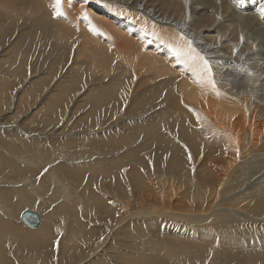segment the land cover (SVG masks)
Wrapping results in <instances>:
<instances>
[{
	"label": "rangeland",
	"instance_id": "1",
	"mask_svg": "<svg viewBox=\"0 0 264 264\" xmlns=\"http://www.w3.org/2000/svg\"><path fill=\"white\" fill-rule=\"evenodd\" d=\"M146 1L157 4L164 11L157 8L163 16L174 14L176 18L189 19L186 23L196 28L195 40H204L203 46H208L210 40L216 41L217 45H226V49L233 41L237 46L241 36L247 35L241 17L232 13L235 10L225 0H211L209 4L207 0ZM242 1L236 0L233 7ZM131 2L136 6L131 4L127 9L123 3L117 2L113 6L108 0H60L59 3L57 0H0V190L9 194L0 198V264H107L105 257L101 256L100 249L103 248L110 250L105 251L110 256L108 264H264V183L256 184L248 193L247 184L254 181L258 173H252L250 178L246 172L240 173L243 165L238 164H243L242 161L236 164V176L232 175L235 164L231 167L233 150L229 139L217 137L207 129L206 122L192 123L182 118L185 112H199L200 104L204 105L202 102L207 96L206 102L212 97L207 94L209 83L204 78V85L197 83L202 88L191 82L190 92H179L185 84V76L194 81L196 78L191 76L197 72V69L190 68V61V65L185 62L187 56L178 58L173 51L174 47L183 49L175 41H182V36L173 34L178 38L171 39L172 30L164 32V28L161 29L165 24L133 14L132 11L137 13L142 4L140 0ZM96 3L100 10H91L92 4ZM115 8L121 11V16ZM143 8L148 11L150 5L145 3ZM192 8L198 10V14L206 12L211 18L216 17L213 18L216 21L211 19L207 24V20H201L200 25L196 24V18L200 16L197 13L192 15ZM239 9L244 10L243 7ZM128 11L131 13L127 16ZM262 14L260 23L264 28V12ZM212 23L217 32H207ZM227 30L233 39L230 44H226ZM134 32H137L136 36ZM208 35L216 38H205ZM137 36L139 42L134 40ZM249 38L247 43L238 45L235 54L243 46L242 54L255 53V49L262 56L264 48L258 44L256 32ZM186 40L182 42L186 44ZM197 45H192L197 53L208 55ZM236 46L223 51L230 54ZM124 47L127 51L123 53ZM119 50L121 53H115ZM131 50H135L134 56ZM219 53L218 56L222 51ZM137 55L139 60L143 56V63L146 60V72L144 68L147 66L140 64ZM170 55L172 65L168 63ZM129 57H132L131 62L126 61ZM251 61L254 60H248V64ZM174 63L181 64L179 69ZM158 65L164 68L163 71L156 67ZM247 68L250 73L259 75V72ZM235 73L240 71L236 69ZM154 74L158 76L156 79ZM239 75L241 78L247 76ZM161 77L163 80H158ZM174 78L177 86L171 80ZM189 83L187 81L186 87ZM192 91L195 96H200L196 98ZM216 95L221 93L216 91ZM178 97L182 98L181 101ZM192 98L194 102L190 100ZM178 101L180 105H177ZM183 101L185 108L181 106ZM181 107L184 114L177 111ZM90 140H94L93 143ZM94 143L95 146H90ZM254 150L244 160H258L264 156L262 153L253 155ZM215 158L223 161L222 167L215 164ZM201 163L209 169L218 168L222 173L230 169L231 176L228 174L221 183L201 181L198 177L202 175L198 170ZM241 191L246 192L242 203L233 201L236 202L234 206L222 205L230 198L238 199ZM151 192L157 193L158 198L163 195L165 200L174 195L171 208L162 209L153 200ZM214 200L219 205L213 210L206 209ZM148 208L152 210V217L145 219L146 216L138 214ZM24 210L40 215L43 222L38 228L30 229L20 222ZM133 216L135 219H131ZM134 221L140 223L138 228L131 224ZM13 229L27 237L12 232Z\"/></svg>",
	"mask_w": 264,
	"mask_h": 264
},
{
	"label": "bare ground",
	"instance_id": "2",
	"mask_svg": "<svg viewBox=\"0 0 264 264\" xmlns=\"http://www.w3.org/2000/svg\"><path fill=\"white\" fill-rule=\"evenodd\" d=\"M21 1V0H20ZM55 1V0H54ZM60 1V0H59ZM62 1V0H61ZM109 2H110V4H113V6H114V4L115 3H117L118 2V4H120V3H123V5H125V7L127 8V9H130V5L132 4V5H134L133 4V2H131V0H108ZM133 1H135V0H133ZM155 1V0H154ZM166 1V0H165ZM169 1V0H168ZM172 1V0H171ZM170 1V2H171ZM192 1V0H191ZM202 1V0H201ZM205 1V0H204ZM204 1H203V3H204ZM208 2V4H209V1L211 2V0H207ZM214 1V0H213ZM223 1V0H222ZM226 2L225 3H227L228 5H230L231 6V9H233V10H235V12H232L233 14H235V16L236 17H241V20L243 21V23H244V29L246 30V31H244V33L245 32H247V35L245 36H241V38L238 40L239 41V43H238V45H240L242 42L243 43H247L248 41H249V37L251 36V34H253V35H255V32H256V36H257V40H259V42H258V44H260V46L262 47V48H264V28H262V25H261V23L260 22H262L261 21V17H262V13L264 12V3L261 1V0H249V2H247V1H242V3L241 4H239V5H237L236 7H233V5H232V3L233 2H235L236 0H225ZM264 1V0H263ZM15 2V1H14ZM50 2V1H49ZM138 2V1H137ZM140 2H141V6H142V8L141 9H137V13H134L133 11H132V13L133 14H136L137 16H138V14H139V16H143V17H145L146 19H152L153 21H155V22H157V23H160V24H165V25H163V26H161V29L162 28H164V32H168L169 31V29L170 30H172L171 31V33H167V34H171L170 36H171V39H177L178 37V35L177 34H180L182 37L183 36H185L186 38H188V39H190L191 40V42H192V45L194 44H198L197 46L199 47V49H201V50H203V53H206V54H208V55H212V56H208V55H204L203 57H205L208 61H209V63H210V66H211V68H212V72H213V79L215 80V84H216V86H215V88H213L210 84L207 86L208 87V90H209V93H207V94H210V99L206 102V100H207V98H208V96H207V98L205 99V102H202L204 105H201L200 104V107H198V109L200 108V111L198 112L197 110V113L196 112H194L193 114H188V113H186L185 111H184V109L181 107V108H177L178 110V112L180 113V114H184V112H185V114H184V117H182L183 119H189L190 120V122H192V123H194V122H196V121H203V122H206V123H204L205 124V126H207V129L208 130H210L211 132H213L214 134H216V136L217 137H219V138H223V137H227V139H229V145H230V148L233 150V159L231 160V167L232 166H234V164H235V167L232 169V171H234L233 172V174L232 175H234V176H236V172H237V169L235 170V168H236V164L238 163V162H244L243 164H238V166H242L243 165V170H241L240 171V173L241 172H246L248 175H249V178L252 176V173H258V176H256V178H255V180L254 181H252V182H250V183H248L247 184V188H246V190L248 191V193H251L253 190H254V186L256 185V184H259V183H264V156L261 158V159H258V160H251V158L250 159H248L247 161L246 160H244V159H247L248 157H250V156H248V154L250 153V151L252 150V149H254L255 148V150H254V153H253V155H258V154H263L264 155V54L262 55V56H259L257 53H256V51H255V49H253L254 50V52L255 53H247L246 55H244V53L242 54L241 52H240V50H242V47L243 46H240V49L238 50L239 52L237 53V54H235V52L237 51V48H238V45L236 46V44L235 43H233L234 41H233V39H232V36H231V33H230V31L229 30H227V31H229V34L227 35V37H226V44H230V42H232V44H230V45H228L227 46V48L225 49V47H226V45H223V44H218L217 45V43H215L216 41H210V40H208V46H203V42H205L204 40H202V41H200V42H198V41H196L195 40V38L197 37V35H196V33H195V30H196V28L194 27V29H193V27L191 28L189 25L190 24H187L186 23V19L187 18H185V17H183V18H176L175 16H174V14H173V16H171V14H170V16H163V14L160 12V7H158V5L157 4H152L151 3V1H149V2H147L146 0H140ZM167 2V1H166ZM175 2V1H174ZM195 2V1H194ZM198 2V1H197ZM34 3V2H33ZM69 3V2H68ZM145 3H147V5L149 6L150 5V10H148V11H146V10H144V8H143V6H144V4ZM150 3V4H149ZM154 3V2H153ZM160 3H162V2H160ZM165 2H163V4H164ZM172 3V2H171ZM202 3V4H203ZM2 4V3H1ZM137 4V3H136ZM162 4V5H163ZM178 4V3H177ZM201 4V3H200ZM214 4V3H213ZM215 4H216V2H215ZM106 5H108L109 6V4H106ZM140 5V4H139ZM165 5V4H164ZM207 5V4H206ZM205 5V6H206ZM211 5V4H210ZM209 5V6H210ZM10 6V5H9ZM116 6V5H115ZM134 6H136V5H134ZM146 6V5H145ZM167 6V5H166ZM173 6V5H172ZM175 7H176V4L174 5ZM189 6V5H188ZM195 7H196V5H194ZM200 7H201V5H199ZM203 6V5H202ZM212 6V5H211ZM225 6V5H224ZM118 7V6H117ZM123 7V6H122ZM190 7V6H189ZM213 7V6H212ZM240 7H243L244 8V10H240L239 8ZM70 8V7H69ZM100 8L101 7H98V3H96V4H92V6H91V10L93 9V11H99L100 10ZM113 8V7H112ZM111 8V11H113L114 10V8L112 9ZM119 8V7H118ZM118 8L116 9L115 8V10H117V11H119L118 10ZM157 8H160V9H157ZM187 7H185V9H186ZM191 8V7H190ZM198 8V7H197ZM201 8H203V7H201ZM230 8V7H229ZM7 9H9V8H7ZM84 9V8H83ZM82 9V10H83ZM109 9V8H108ZM188 9V8H187ZM195 8H192V15L194 14V13H197L198 12V10H194ZM86 10V9H85ZM165 10V9H164ZM168 10V9H167ZM174 10V9H173ZM213 10V9H212ZM109 11V10H108ZM161 11L162 12H164L162 9H161ZM176 11V10H175ZM184 11V10H183ZM188 11H190V10H188ZM205 11H207V10H205ZM230 11V10H229ZM232 11V10H231ZM244 11L245 12H247V13H244ZM89 12V11H88ZM174 12V11H173ZM172 12V13H173ZM187 12V11H186ZM185 12V13H186ZM190 12V13H191ZM200 12V11H199ZM226 12H228V11H226ZM93 13V12H92ZM104 13V12H103ZM112 13V12H111ZM120 13H121V11H119V15H120ZM123 14L125 13V12H122ZM127 13H129V11L128 12H126V14ZM131 13V12H130ZM130 13L129 14H127V16L128 15H130ZM169 13H171V10H170V12ZM113 14H115L116 15V13H112V15ZM141 14V15H140ZM177 14V13H176ZM198 14V13H197ZM225 14V13H224ZM226 14H228V13H226ZM229 14H231V12L229 13ZM246 14V15H245ZM92 15V14H91ZM112 15H110V16H112ZM169 15V14H168ZM200 17L198 18L197 16V20H196V24H198L199 23V25L201 24V20H204L205 22H206V20H207V24L210 22V20L212 19L213 20V18H216V17H213V18H211L210 17V15H208V14H206V12H202L201 14L199 13L198 14ZM232 15V14H231ZM114 16V15H113ZM121 16V15H120ZM194 16H195V14H194ZM214 16H215V14H214ZM224 16V15H223ZM192 17V16H191ZM137 18V17H136ZM144 18V19H145ZM102 19V18H101ZM138 20H139V18H137ZM187 20H189V19H187ZM228 20H229V16H228ZM231 20H233V19H231ZM75 21V20H74ZM93 21V20H92ZM95 21V20H94ZM141 21V20H140ZM142 21H144V20H142ZM146 21V20H145ZM150 21V20H149ZM213 21H216V20H213ZM241 21V22H242ZM264 21V20H263ZM151 22V21H150ZM204 22V23H205ZM212 22V21H211ZM147 23H149V22H147ZM147 23H145V24H147ZM215 23V22H214ZM233 23V22H232ZM79 24V23H78ZM144 24V23H143ZM203 24V23H202ZM210 24V23H209ZM238 24H240V23H238ZM242 24V23H241ZM82 25V24H81ZM148 25V27H149V24H147ZM191 25H192V23H191ZM203 25H205V24H203ZM78 26V25H77ZM84 26V25H83ZM157 26V25H156ZM215 25L212 23V25L210 26V27H208V31L207 32H210V31H214V32H217L218 30L216 29V26L214 27ZM230 26V25H229ZM80 27V26H79ZM146 27V26H145ZM224 27V26H223ZM81 28V27H80ZM97 28V27H96ZM147 28V27H146ZM155 28H157V27H155ZM232 28V27H231ZM77 29H78V27H77ZM102 29V28H101ZM161 29H159V36H160V32H161ZM198 29H201V28H198ZM220 29V28H219ZM135 30V29H134ZM166 30V31H165ZM174 30V31H173ZM233 30V29H232ZM236 30H238V29H236ZM241 30H242V28H241ZM114 32H115V29L113 30ZM145 31V30H144ZM149 31H150V29H149ZM235 31V30H234ZM96 32V31H95ZM103 32V31H102ZM133 32V31H132ZM170 32V31H169ZM257 32L258 33H261L260 35H258L257 34ZM90 33V32H89ZM98 33V32H97ZM107 33V32H106ZM135 33H137V32H134V34ZM235 33V32H234ZM109 34V33H108ZM118 34H119V31H118ZM122 34V33H121ZM128 34V33H127ZM134 34H133V36H134ZM140 34V33H139ZM147 34V33H146ZM152 34V33H151ZM151 34H150V36H151ZM162 34V33H161ZM163 34H165V33H163ZM173 34H175V35H177V36H175V35H173ZM198 34V33H197ZM207 34V33H206ZM238 34H240V33H238ZM96 35V34H95ZM120 35V34H119ZM138 35V34H137ZM142 35V34H141ZM155 35V34H154ZM204 35V34H203ZM220 35V34H219ZM235 35V34H234ZM233 35V36H234ZM114 36H116V34L114 35ZM122 37L124 36V34H122L121 35ZM135 36H136V34H135ZM134 36V37H135ZM138 36H140V35H138ZM138 36L136 37V39H134V40H137V39H140V38H138ZM200 36V35H199ZM221 36V35H220ZM111 36H109V38H110ZM133 37V38H134ZM142 37V36H141ZM168 37V36H167ZM237 37H239V36H237ZM96 38V37H95ZM112 38V37H111ZM127 38V37H126ZM126 38H125V42H127V40H126ZM153 38V37H152ZM156 38V37H155ZM159 38V37H158ZM161 38H163L164 39V37H161ZM160 38V39H161ZM205 38H208V39H211V38H213L212 40H214L215 38H216V36H210V35H208L207 37H205ZM252 38V37H251ZM99 39H101L100 38V36H99ZM98 39V40H99ZM142 39H144L143 37H142ZM146 39V38H145ZM154 39V38H153ZM197 39V38H196ZM218 39V38H217ZM96 40V39H95ZM220 40V39H219ZM236 40V39H235ZM256 40V41H257ZM138 42H139V40H137ZM137 41H135V42H137ZM142 40H140V43H142L141 42ZM154 41V40H153ZM161 41H162V39H161ZM172 41H174V40H172ZM175 41H178V43H180L181 45H182V47H183V49H186L187 50V48H185L184 46H186L187 44H185L184 42H182L181 40H179V39H177V40H175ZM196 43H195V42ZM237 41V42H238ZM101 42H102V40H101ZM156 42V41H155ZM155 42H154V44H155ZM158 42V41H157ZM163 42V41H162ZM169 42H171V40L169 41ZM225 42V41H224ZM105 43H107V42H105ZM206 43V42H205ZM221 43H223V42H221ZM104 44V43H103ZM108 44V43H107ZM113 44V43H112ZM118 44V43H117ZM139 44V43H138ZM146 44V43H145ZM157 44V43H156ZM106 45V44H105ZM114 45H115V43H114ZM126 45V43L124 44V46ZM135 45V44H134ZM137 45V44H136ZM136 45H135V47H136ZM161 45V44H160ZM111 46V45H110ZM128 46L130 47L131 46V44L129 45V43H128ZM144 45L142 44V47H143ZM145 46H149V44L148 45H145ZM229 46H231V47H234V46H236L235 47V49L234 50H232V52L230 53V54H227L225 51H223L224 49L226 50V51H228L230 48H229ZM252 46H255V45H253L252 44ZM259 46V47H260ZM120 47V46H119ZM127 47V46H126ZM128 47V48H129ZM141 46L139 45V48H140ZM154 47H155V45H154ZM158 47H159V44H158ZM173 47V46H172ZM251 47V46H250ZM260 47V48H261ZM106 48V47H105ZM118 48V47H117ZM125 48V47H124ZM144 48V47H143ZM175 48V47H174ZM253 48H255V47H253ZM108 49V48H107ZM120 49V48H119ZM130 49V48H129ZM131 49H132V46H131ZM141 49V48H140ZM145 49L146 48H144V51H145ZM164 49H166V48H163V51L165 52L166 50H164ZM248 49V48H247ZM110 50V49H109ZM113 50V49H112ZM111 50V51H112ZM116 50V49H115ZM121 50V49H120ZM119 50V51H120ZM123 50V49H122ZM121 50V51H122ZM137 50H139L138 48H137ZM136 50V51H137ZM142 50V49H141ZM140 50V51H141ZM156 50H158V49H156ZM236 50V51H235ZM252 50V49H251ZM256 50H258L257 49V47H256ZM106 51V50H105ZM108 51V50H107ZM110 51V52H111ZM121 51L120 52H116L115 51V53H121ZM124 51H127V49L125 48V50H123V53H124ZM129 51V50H128ZM132 51V50H131ZM130 51V52H131ZM220 51H222V54L220 55V56H218L217 54H220L219 52ZM246 51V50H245ZM250 51V50H249ZM248 50L246 51V52H249ZM263 51V50H262ZM109 52V51H108ZM129 52V56H130V54L133 52V56H134V52H135V50L134 51H132L131 53ZM155 52V51H154ZM154 52H152V53H154ZM157 52H159V51H157ZM156 52V54H158ZM164 52H161V53H164ZM167 53H168V51H166ZM170 52V51H169ZM122 53V54H123ZM128 53V52H127ZM141 53H144V52H141ZM147 53V52H146ZM152 53H150V54H152ZM166 53V54H167ZM104 54V53H103ZM118 54H117V56H118ZM121 54V55H122ZM136 54H138L137 52H136ZM147 54H149V52L147 53ZM156 54H154V56H156ZM200 54V53H199ZM231 54H234V55H231ZM121 55H119L120 57H121ZM128 55V54H127ZM126 55V56H127ZM144 56H146V54H143ZM168 55V54H167ZM243 55V56H242ZM125 56V54L122 56V57H124ZM138 56L139 55H137V58H138ZM152 56V55H151ZM166 56V55H165ZM102 57V56H101ZM100 57V58H101ZM103 57H104V55H103ZM111 57V56H110ZM149 57H150V55H149ZM149 57H148V59H149ZM153 57V56H152ZM161 57V60L163 59L162 58V56H160ZM160 57H159V60H160ZM164 57V56H163ZM168 57H170L169 59H170V61H168V63L170 64L171 63V55L170 56H168ZM105 58V57H104ZM126 58H128V57H126ZM135 58V57H134ZM143 58V56L141 57V59ZM146 59H147V57H145ZM166 57H164V59H165ZM125 59V58H124ZM123 58H122V60H124ZM132 60V57H129V59H127L126 61L127 62H131V60ZM139 60V58H138V61H143V60ZM154 59V58H153ZM156 59H158V57L156 58ZM250 59H253L254 61L251 63V64H248V60L250 61ZM112 60V59H111ZM129 60V61H128ZM137 59H135V61H136ZM168 60V59H167ZM173 61H172V63L174 62V57H173V59H172ZM177 60V59H176ZM176 60H175V62H176ZM221 60V61H220ZM110 61V60H109ZM125 61V60H124ZM155 61V60H154ZM153 61V62H154ZM156 61H158V60H156ZM155 61V62H156ZM163 61V60H162ZM161 61V62H162ZM165 62H166V60H164ZM107 62H108V60H107ZM112 62V61H111ZM111 62H108V63H111ZM137 62V61H136ZM135 62V63H136ZM144 62V61H143ZM140 63L143 67H144V64L146 65V60H145V63ZM148 62V61H147ZM152 62V61H151ZM181 62H183V61H181ZM138 63V62H137ZM158 63V62H157ZM157 63H155V64H157ZM131 64V63H130ZM132 64H134V62H132ZM140 64H139V66H140ZM151 64H153V63H151ZM150 63H149V65H151ZM165 64V63H164ZM175 64V63H174ZM190 64V63H189ZM120 65V64H119ZM148 65V64H147ZM146 65V66H147ZM161 65H163L162 63H161ZM161 65H158V66H156V67H158V68H160V66ZM168 65V64H167ZM170 65H172V64H170ZM176 65V64H175ZM108 66H109V64H108ZM134 66V65H133ZM141 66V68H143ZM177 66V65H176ZM176 66H175V68H176ZM179 66H181V64L179 63L178 64V66H177V69H179L178 67ZM247 66L251 69V71H257V72H259V73H257V74H259V75H254L255 73H250L249 72V69L247 68ZM113 67V66H112ZM137 67V66H136ZM164 67H166V65L164 66ZM170 67V66H169ZM131 68V67H130ZM155 68V67H154ZM175 68H173L172 70H174L175 71ZM190 68H193V70L194 69H197V72L195 71L193 74H192V79L193 78H196L194 81L193 80H191L189 77L187 78L186 76H185V78H184V82L183 83H187V81L188 82H190L189 84H187V86L188 87H186V85L185 84H183V83H181L180 81V83H181V85L183 84V86H181L182 87V90H181V88H180V86H178L179 88H180V91H179V89L177 90V92L179 91V92H183V93H187V91H189V86H192V85H190V84H192L191 82H194V84L196 85V86H200L201 87V83L204 81V77H202L201 75H200V77L201 78H199V69L197 68V65L196 64H193L192 62H191V66H190ZM136 69V68H135ZM140 69V68H139ZM146 69H148V66H147V68L145 67L144 68V72H146L147 70ZM161 69V68H160ZM163 69L164 68H162L161 69V71H163ZM182 67H181V73H183L182 72ZM236 69H238V71H240V73H235L236 72ZM146 70V71H145ZM171 70V69H170ZM192 70V71H193ZM160 71V70H159ZM161 71H160V74H163V73H161ZM166 71H168V69L166 70ZM244 71H246V72H244ZM172 72V71H171ZM177 72H178V70H177ZM177 72L175 73V75L177 74ZM190 75H191V69H190ZM148 73V72H147ZM187 73V72H186ZM164 74H165V72H164ZM170 75L172 74V73H169ZM189 74V73H188ZM239 74H245V75H247L246 77H239L240 75ZM158 76H160L159 75V72H158V74H157ZM167 75V74H166ZM183 75V74H182ZM182 75H181V77H182ZM198 75V76H197ZM154 76H155V74H154ZM158 76H155V79H156V77H158ZM162 76V75H161ZM242 76V75H241ZM163 77H165V76H163ZM163 77H161V78H158V80H160V79H162L163 80ZM168 77V76H167ZM166 77V78H167ZM169 77H171V76H169ZM198 77V78H197ZM171 78H173V77H171ZM173 82H174V84H176L175 86H177V79L176 78H174V79H171ZM161 81V80H160ZM183 81V80H182ZM206 81V80H205ZM169 82H170V80H169ZM163 83V82H162ZM179 83V84H180ZM197 83H200V84H197ZM178 84V85H179ZM193 84V85H194ZM203 84V83H202ZM205 84V83H204ZM203 84V85H204ZM2 85H4V84H2ZM194 85V86H195ZM162 86V85H161ZM174 86V85H173ZM172 86V87H173ZM185 86V87H184ZM195 86V87H196ZM261 86V88H259ZM2 87V86H1ZM195 87H193V90L195 91ZM199 87V88H200ZM204 87H206V86H203V88ZM168 88V87H167ZM174 88V87H173ZM177 88V87H176ZM202 88V87H201ZM165 89V88H164ZM172 89V88H171ZM175 89V88H174ZM192 90V89H191ZM196 90H197V88H196ZM204 90H206L205 88H204ZM216 91L217 92H220L221 93V95H219V96H217L216 95ZM175 91H173V93H174ZM181 92V93H182ZM190 92V91H189ZM188 92V93H189ZM193 92V91H192ZM176 93V92H175ZM194 93V92H193ZM195 93H196V91H195ZM195 93H194V96H195ZM201 94V90L199 91L198 90V94ZM164 94V93H163ZM177 95H179L178 93H176ZM196 95V96H200V95ZM204 94V93H203ZM177 95H176V97H177ZM181 95H183V94H181ZM188 95V97L189 96H192V95H189V94H187ZM193 96V97H194ZM195 96V97H196ZM216 96V97H215ZM181 97V96H180ZM180 97H178V100H180L181 101V99H179ZM202 97V96H201ZM204 97H205V95H204ZM166 98V97H165ZM197 98V97H196ZM172 99V98H171ZM167 100H169V98L167 99ZM188 100H189V98H188ZM192 102H194V98H192V99H190ZM203 100V99H202ZM143 101H145L146 102V100H143ZM143 101L141 102V103H143ZM166 101V100H165ZM175 101V100H174ZM197 101V100H196ZM200 101H201V98H200ZM144 102V103H145ZM161 102H164L163 100L161 101ZM209 102V103H208ZM166 103H167V101H166ZM165 103V104H166ZM171 103V102H170ZM196 103V102H195ZM165 104H163V105H165ZM182 104V103H181ZM193 104V103H192ZM191 103H190V105H192ZM233 104V105H232ZM177 105H180L179 104V101H178V104ZM183 105H186L185 104V102L183 101V104L181 105V106H183ZM195 105V104H194ZM197 105V104H196ZM166 107H167V105H165ZM173 106L175 107V105L173 104ZM173 106H171V107H173ZM169 107H170V105H169ZM178 107V106H177ZM184 107V106H183ZM192 107V106H191ZM190 107V108H191ZM185 108V107H184ZM194 108V107H193ZM173 109V108H172ZM173 110H175V109H173ZM166 111V110H165ZM165 111H163V112H165ZM190 111V110H189ZM175 113V112H174ZM192 113V112H191ZM177 116V115H176ZM178 117V116H177ZM180 118V117H179ZM169 120V119H168ZM177 123V122H176ZM163 124V123H162ZM189 124V123H188ZM167 125V124H166ZM10 126V125H9ZM186 127H187V125H186ZM160 128V127H159ZM149 130H150V128H149ZM11 131V130H10ZM38 131V130H37ZM185 131V130H184ZM1 132V131H0ZM32 132V131H31ZM40 132V131H39ZM151 132H152V130H151ZM157 133H158V131H156ZM188 132V131H187ZM4 133V132H3ZM8 133V132H7ZM35 133H37V132H35ZM244 133L245 134H247V137L244 135ZM33 134V133H32ZM160 134V133H159ZM183 134V133H182ZM187 134V133H186ZM98 138V137H97ZM161 138V137H160ZM165 138V137H164ZM184 138H185V135H184ZM37 139V138H36ZM35 139V140H36ZM99 139V138H98ZM157 139H159V138H157ZM166 139V138H165ZM182 139H183V137H182ZM226 139V140H227ZM34 140V139H33ZM32 140V141H33ZM70 140V139H69ZM160 140V139H159ZM167 140V139H166ZM176 140V139H175ZM26 141V140H25ZM92 141H94V140H90V142H92ZM96 142V141H95ZM98 142V141H97ZM163 142H165V141H163ZM162 142V143H163ZM167 142V141H166ZM186 142V141H185ZM93 143V142H92ZM103 143V142H102ZM106 143V142H105ZM161 143V142H160ZM169 143V142H168ZM182 143V142H181ZM99 144V143H98ZM167 144V143H166ZM175 144V143H174ZM185 144V143H184ZM176 145V144H175ZM214 145V144H213ZM216 145V144H215ZM90 146H95V143L94 144H90ZM96 146H99V145H97L96 144ZM100 146H101V143H100ZM174 146V145H173ZM172 146V147H173ZM103 147H104V144H103ZM163 147V146H162ZM161 147V148H162ZM166 148V147H165ZM174 148H175V146H174ZM176 148H178L177 146H176ZM214 148V147H213ZM212 148V149H213ZM142 149V148H141ZM106 150V149H105ZM167 150V149H166ZM174 151H175V149H173ZM136 151V150H135ZM164 151V150H163ZM178 151H179V148H178ZM176 152V151H175ZM174 152V158H175V155H176V153ZM216 152H217V150H216ZM252 152V151H251ZM132 154H133V152H132ZM135 154V153H134ZM209 155H210V153H209ZM215 155V154H214ZM217 155V154H216ZM136 156V155H135ZM222 156V155H221ZM231 156V155H230ZM235 156V157H234ZM218 157H220V156H218ZM217 157V158H218ZM223 157V156H222ZM254 157V156H253ZM208 158V157H207ZM217 158H215V160H216V162H215V164L218 166V167H222V162L223 161H221L220 159H217ZM221 158V157H220ZM196 159V158H195ZM257 159V158H256ZM223 160V159H222ZM246 161V162H245ZM114 162V161H113ZM197 162H198V160H197ZM197 162L195 163V164H197ZM206 162V161H205ZM209 163V162H208ZM111 164V163H110ZM210 164H212V163H210ZM199 165V164H198ZM212 165H214V164H212ZM107 166L109 167V161H107ZM208 166H206V164H204V163H201V165H200V168H198V170L200 169V173L202 174L201 176H200V174L198 175V177L201 179V181L203 180V179H205V180H207V182L208 181H212V183H214L215 181H216V183L218 182V183H221V182H223L224 181V179L227 177V175L229 174V176H231L230 174H231V170L230 169H227V170H225L223 173L220 171V169L218 170V168L217 169H209V168H207ZM230 167V168H231ZM240 170V169H239ZM238 170V171H239ZM197 171V170H196ZM207 172L206 173V175L204 174V172ZM14 173V172H13ZM204 174V175H203ZM208 175V176H207ZM2 178H3V176H2ZM197 178V177H196ZM198 178V179H199ZM145 181V180H144ZM142 183H144L143 181H141ZM140 182V184H142ZM146 184H147V181L145 182ZM153 183V182H152ZM159 182H157V187H158V184ZM199 183L201 184L202 182H200L199 181ZM205 183V182H204ZM41 184V183H40ZM153 186H155V184L153 183L152 184ZM213 185V184H212ZM143 186V185H142ZM146 188L148 187L149 188V186H146V185H144ZM170 186H172V185H170ZM156 187V186H155ZM169 187V186H168ZM175 187V186H174ZM212 187V186H211ZM240 187V186H239ZM256 187V186H255ZM145 188V189H146ZM263 188V187H262ZM154 189V188H153ZM158 189V188H157ZM207 189V188H206ZM152 190V189H151ZM208 190V189H207ZM257 190V189H256ZM174 191V190H173ZM177 191V190H176ZM157 192V191H156ZM159 192V191H158ZM165 192H167V191H165ZM168 192H169V190H168ZM189 192V191H188ZM208 192V191H207ZM153 195H154V199H153V197H152V199L153 200H156L157 202H158V205H160L161 207H162V209H170L171 208V200H172V198L174 197V195H172L171 193H172V191H171V195H170V197L171 198H167V200H165V198H164V196L162 195V197L161 198H158V195H157V193H155V192H151ZM193 193V192H192ZM254 193V192H253ZM259 193V192H258ZM147 194H148V191H147ZM150 194V193H149ZM246 192L244 193V192H238V199H236V200H234L233 198H230L229 199V201L227 202V203H223L222 205H232V206H234L235 205V203L233 202V201H237V203H242V201H244L245 200V197H246ZM7 195H9L8 194V192H6V191H2V190H0V198H5ZM184 195V194H183ZM264 195V194H263ZM152 196V195H151ZM150 196V197H151ZM159 196H160V194H159ZM147 197V196H146ZM250 197V196H249ZM261 197V196H260ZM143 199V198H142ZM144 199H146V198H144ZM151 199V198H150ZM254 199V198H253ZM258 199V198H257ZM260 199V198H259ZM258 199V200H259ZM147 200V199H146ZM250 200V199H249ZM248 200V202L247 203H249L250 201ZM256 200V199H255ZM155 202V201H154ZM251 202H253V201H251ZM27 203V202H26ZM150 203H151V201H150ZM156 203V202H155ZM255 203V202H254ZM28 204V203H27ZM154 204V203H153ZM147 205H148V203H147ZM155 205V204H154ZM219 204H217L216 205V203H215V200H214V202L212 203V206H210V207H208V208H206V209H208V210H210L209 208H211V210H213L214 208H216L217 206H218ZM239 205V204H238ZM245 205H247V204H245ZM63 206V205H62ZM251 206V205H250ZM257 206V204L254 206V209H253V211L254 210H256L255 209V207ZM146 207H149V206H146ZM159 207V206H158ZM252 207H253V205H252ZM197 208V207H196ZM258 208L260 209V206L258 205ZM264 208V207H263ZM160 209V208H159ZM205 209V210H206ZM231 209H233L232 207H231ZM240 209H241V207H240ZM207 210V211H208ZM151 209L150 208H148V209H146V210H143V212H140V213H138L140 216H146L147 218H145V219H148V218H150V217H152L153 215H152V213H151ZM204 211V210H203ZM234 211V210H233ZM205 212V211H204ZM13 213V212H12ZM233 213V212H232ZM137 214V215H138ZM210 214H211V212H210ZM263 214V213H262ZM136 215V216H137ZM138 215V216H139ZM201 215V214H200ZM206 215V214H205ZM247 215V214H246ZM260 215V214H259ZM193 216V215H192ZM197 216V215H196ZM262 216V215H261ZM260 216V217H261ZM200 217H202V216H200ZM229 217V216H228ZM227 217V218H228ZM232 217V216H231ZM250 217V216H249ZM248 217V218H249ZM191 218V217H190ZM195 218V217H194ZM236 218H237V216H236ZM114 219H115V217H114ZM131 219H135V216H133V217H131ZM145 219H142V221L144 222V220ZM189 219V218H188ZM229 219V218H228ZM19 220H20V218H19ZM129 220V219H128ZM139 220H141V219H139ZM191 220V219H190ZM189 220V221H190ZM210 220V219H209ZM223 220V219H222ZM242 220V219H241ZM136 221V220H135ZM132 222L131 224L133 225V226H135L136 228H138V225H140V223H138L137 224V222ZM188 221V220H187ZM193 221V220H192ZM229 221V220H228ZM234 221V220H233ZM237 221V220H236ZM235 221V222H236ZM43 221H42V219H41V222L40 223H42ZM128 222V221H127ZM194 222V221H193ZM226 222V221H225ZM238 222V221H237ZM237 222H236V224H237ZM241 222V221H240ZM249 222V221H248ZM259 222V221H258ZM22 223V222H21ZM124 223V222H123ZM122 223V224H123ZM242 223V222H241ZM130 224V225H131ZM211 224H212V222H211ZM261 224V223H260ZM263 224V223H262ZM41 225V224H40ZM39 225V226H40ZM125 225V224H124ZM43 226V225H42ZM122 226V225H121ZM238 226V225H237ZM255 226V225H254ZM11 227V226H10ZM123 227H125V226H123ZM263 227V226H262ZM38 228V227H37ZM43 228V227H42ZM155 228V227H154ZM31 229V228H30ZM125 229V228H124ZM224 229V228H223ZM248 229V228H247ZM249 230V229H248ZM75 231V230H74ZM12 232H18V231H15L14 229H13V231ZM72 232V230H69V233H71ZM167 233V232H166ZM18 234H21L22 235V237H27L26 235H23V233H20V232H18ZM170 237V236H169ZM252 237H254V236H252ZM25 239V238H24ZM27 239V238H26ZM210 240V239H209ZM111 242V241H110ZM223 244V243H222ZM235 244V243H234ZM233 244V245H234ZM237 245V244H236ZM112 246V245H111ZM224 246V245H223ZM235 246V245H234ZM104 247H105V245H104ZM114 248V247H113ZM234 248V247H233ZM97 249V248H96ZM112 249V248H111ZM108 249H100V251L102 252V254H101V256H104L105 258L104 259H106V263L108 264V262L110 261V256L105 252V251H107ZM99 251V250H98ZM108 251H110V250H108ZM233 251V250H232ZM35 256V255H34ZM123 256V255H122ZM245 256V255H244ZM145 257V256H144ZM103 258V257H102ZM115 258V257H114ZM136 259V258H135ZM140 259V258H139ZM128 260V259H127ZM101 261H103V260H101ZM101 261H99V262H101ZM90 264V263H89ZM98 264H104V263H98ZM156 264V263H155Z\"/></svg>",
	"mask_w": 264,
	"mask_h": 264
},
{
	"label": "snow or ice",
	"instance_id": "3",
	"mask_svg": "<svg viewBox=\"0 0 264 264\" xmlns=\"http://www.w3.org/2000/svg\"><path fill=\"white\" fill-rule=\"evenodd\" d=\"M57 3H59V0H57ZM182 40H186L185 37H181ZM187 44V51H185L182 48L175 47L173 48L174 53L177 55L178 58L181 56H187V62H192L193 64L197 65V68L199 69V73L207 79V82L215 88V80L213 79V72L212 68L210 66L209 61L196 52V50L192 47V42L190 40H186ZM195 70V69H194Z\"/></svg>",
	"mask_w": 264,
	"mask_h": 264
},
{
	"label": "water",
	"instance_id": "4",
	"mask_svg": "<svg viewBox=\"0 0 264 264\" xmlns=\"http://www.w3.org/2000/svg\"><path fill=\"white\" fill-rule=\"evenodd\" d=\"M20 222L31 229H36L39 227L41 219L38 213L24 210L20 215Z\"/></svg>",
	"mask_w": 264,
	"mask_h": 264
},
{
	"label": "crops",
	"instance_id": "5",
	"mask_svg": "<svg viewBox=\"0 0 264 264\" xmlns=\"http://www.w3.org/2000/svg\"><path fill=\"white\" fill-rule=\"evenodd\" d=\"M190 62H188V64H189ZM190 65V64H189Z\"/></svg>",
	"mask_w": 264,
	"mask_h": 264
}]
</instances>
